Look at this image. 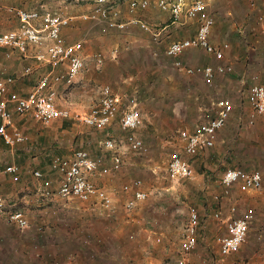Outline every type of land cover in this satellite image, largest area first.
I'll use <instances>...</instances> for the list:
<instances>
[{
    "label": "rangeland",
    "instance_id": "374dc122",
    "mask_svg": "<svg viewBox=\"0 0 264 264\" xmlns=\"http://www.w3.org/2000/svg\"><path fill=\"white\" fill-rule=\"evenodd\" d=\"M30 1L16 0L12 5L17 10H26L25 6L30 5ZM108 1L118 8L120 11L119 20L125 24L130 22L131 17L135 16L136 18L139 15L137 13H140V11L137 13L129 11L131 0ZM187 1L193 2L195 0ZM205 2L208 4V11L214 17V20L217 17L221 21L224 20L227 9H230L232 6L238 7V12H240V17L236 16L237 18L233 19L232 17V19H229L233 25L231 32L221 35L218 28L216 33H213L216 42H223L225 40L230 45H233L240 41L242 43L245 40L248 41L251 36H254L260 43L264 42L260 33L261 26L257 22L258 16L264 15V0H256L255 2H252V0H205ZM94 4L95 0H52L48 1L46 9L61 16L65 15L64 13L78 15L81 12L90 13ZM4 5L3 3L0 4V33L14 30L19 25L16 13L10 12L11 7H5V9ZM39 7L40 4L37 8ZM151 10L159 13V15L166 14L156 8H151ZM165 20V24L171 21L168 17ZM95 23H100V26L98 25L100 35L108 37L107 34L111 30L105 27V23ZM189 23L190 21H187V23L183 24L185 27L189 26L186 30L187 32L190 29H194V25ZM242 24L246 26L247 39L236 36L237 34L239 35L237 30ZM75 25L76 23H74ZM138 25L136 23L127 24L125 29L120 31H127ZM149 26L152 29L156 28L155 26ZM163 26L164 24L157 27V29ZM71 35L74 36V32ZM222 37L225 39L222 40ZM247 44L250 48H253L249 44V41ZM159 48L158 50H160L162 58L167 56V46ZM44 50L45 47L36 48L30 46L29 48V56L27 58L35 61L37 65L41 64L45 66L44 69L42 67L36 69L34 67L37 66L34 64L35 66L32 67L33 74L30 76L33 82L40 75L44 73L47 75L52 72L50 66L45 63H39L34 58L35 54ZM193 51L189 50L182 55L181 59L184 60V65L199 66L202 64V61L205 59L204 54L196 52V50ZM246 52L249 58L256 59V55L251 49H247ZM12 54L13 57L20 56L17 52H13ZM1 57L3 58L4 54H0ZM164 60L166 59L164 58ZM170 62L172 70L166 68L167 70L165 69L161 75L165 77L173 74L179 79V87L177 88L178 85L175 84L174 86L171 82L162 83L160 81L158 88L167 90L166 96L156 98V103L151 105L154 111L151 108L150 111H147L146 109L148 108L146 107L148 106H145V110L140 109L143 115V124L135 133L147 143V152L145 154H134L125 148L120 150L124 157V168H129L128 163L133 159H138L143 164V166L137 169L135 177L142 181V187L148 193L147 199L140 202L134 210L127 211L125 203L131 197V194L123 192L124 184L114 191H109L98 185L97 182L100 183L102 180V177L98 175H93L96 182L91 180L92 176L89 177V180L98 188L106 190L112 196L114 200L112 210L107 211L99 206H94L92 203H83L76 198L59 197L56 192L61 180L56 173L50 170V164L49 169L43 170L46 178L52 182V196L46 197L40 188V182L37 180L33 181V178L30 176L34 165L29 164L31 167L27 169L26 176L28 178H26V183L30 187L33 186L31 188L34 190L32 201H14L10 197L0 193L6 198L8 205L7 212L22 211L28 220V228L22 230L15 224L10 223L5 216L0 215V234L34 235L37 233L43 235L78 230L90 234L98 233L104 235V238H106L107 248L113 249V246L116 245L117 247H114V249L116 248L117 251L122 249L124 252H130V256H127V258L123 256V259L130 264H146V262L150 261L148 259H152L153 264H178L189 213L191 209H196L200 215V227L198 231V245L189 256L192 264H227L237 261L238 252L228 257L220 255L216 238L228 235V232L224 231L227 230V222L230 219L239 217L246 209L251 208V204H253L252 208L256 212L259 228H261L260 226L264 224V194L261 191L250 194L242 193L239 191L238 186L235 185L229 190L228 195H223L222 178L225 172L232 168L231 166L234 162L242 165L236 167L242 170L249 171L250 169L246 168H250V166H252V170H264V133L261 131L258 136L259 140L253 141L252 134H250L246 127L243 128L242 125L236 127V123H229L228 127H226L227 125L225 126L226 128L224 127L225 132L222 134V138H233L234 144L230 146L231 152L227 151L226 146H217L219 141L215 138V145L213 147L201 149L195 156L187 155L179 133L183 130L193 132L199 124L213 119L217 112L215 105L212 103L217 104L221 99H229L235 106L234 110L236 108V110H240L244 114L246 104L244 99H246L247 92L250 86L262 82L260 80L262 73L261 71L250 72L249 78L244 80L245 84L240 83L241 79L239 77L230 74L224 76V78L230 79V82L226 81L222 83V81L219 82L218 78L213 85L208 86L205 82H196L194 77L177 70L173 65L172 59H170ZM103 64L97 67L102 68ZM60 70L59 68L56 71L59 72ZM220 84L224 87L221 88ZM51 85L58 92V103L61 106L70 108L73 114L87 113L98 102V95L94 93L90 95L92 97L89 98L87 104L81 107L79 105L80 102H78L80 90H75L72 86L67 87L63 82H52ZM228 85H230L234 92L232 89L229 91ZM193 88H197L200 92H205L204 94L211 98V101L207 105L209 111L199 110L201 105L200 100L197 101L198 107L196 105V110H192L191 107L194 101L191 97V91ZM173 90L177 92L175 93L176 97L173 96ZM167 94L170 96L168 97ZM119 121L120 118L106 131H97L75 119L59 120L58 122L62 127L56 129L57 127L55 126L57 124L52 127L55 133L61 134L64 130V124L68 123V129H66L67 132L65 134L68 136L67 140L70 142V147L68 150L64 149L66 151L64 157L72 155L74 150L87 149L93 158L101 160V155H110V158L112 156V153L105 150L103 146L104 141L109 136L116 141L118 147L125 145L126 134L121 130ZM245 149L251 152L249 160H245L243 157ZM175 151L179 152L194 169L195 174L192 178L173 180L169 177L168 163L170 155ZM225 152L228 153L225 154ZM55 155L58 154L56 153ZM224 156L228 158L226 159ZM35 163L39 165V160L35 161ZM37 169L40 170L39 167ZM121 170L124 169L122 168ZM118 174L119 172L116 174L112 173L110 174V178L114 177L115 179L118 177ZM218 196L219 200L216 199ZM232 208L235 211H232ZM216 213L219 214L218 217L215 216ZM146 229H148L150 237L144 231ZM259 232L262 234L261 230ZM131 236H133L132 239ZM115 239H117L116 242H114ZM11 243L10 241L7 245L3 246L0 242V264H15L14 261L16 259L19 260L20 253L11 252ZM9 252L14 253L16 259L13 256H9ZM263 256L264 243H262V247L258 250V259ZM118 259L121 260V257Z\"/></svg>",
    "mask_w": 264,
    "mask_h": 264
},
{
    "label": "built area",
    "instance_id": "2783aa9c",
    "mask_svg": "<svg viewBox=\"0 0 264 264\" xmlns=\"http://www.w3.org/2000/svg\"><path fill=\"white\" fill-rule=\"evenodd\" d=\"M256 0H252L255 2ZM158 9L168 13L173 23L186 21L197 22L195 36L173 41L169 44L166 54L172 59L174 67L189 76L200 75L206 85L211 86L215 76L233 72L230 64L207 65L202 67H185L182 55L192 49H202L208 55L222 62L225 53L230 48L228 43L215 45L211 42V33L215 26L214 17L208 11L205 0H155ZM149 7L147 0H133L129 4L130 12L144 11ZM10 12L16 13L19 25L16 29L0 34V50L8 49L17 51L24 57L29 56L30 46L45 47L43 52L35 54L34 58L39 63H45L51 67L52 72L64 67L65 72L53 74L50 72L42 76L33 90L26 96L10 92L15 78L6 77L0 79V140L10 148L26 143L28 136L15 128L13 113L23 116L31 115L32 118L45 126L59 120L75 119L82 124L97 131L108 130L121 112L120 128L125 132V147L134 154H145L147 148L144 141L135 133L142 124L143 118L139 110L136 97H127L123 100L113 93L108 85L99 88V100L87 113H75L68 107L58 103V92L51 83H64L67 87L74 85L75 79L86 68L85 59L81 55L82 43H65L62 38V30L68 27L71 19L50 12L44 7L39 9L17 10L13 7ZM120 11L108 0H96L90 13L81 16L88 22H103L108 30H123L126 24L119 22ZM257 22L261 26V34L264 37V15L258 16ZM146 32L153 33V29L144 22H138ZM154 39L157 35L154 33ZM97 66H101L104 57L101 53L93 56ZM32 68L25 69L24 74L30 75ZM247 102L251 110L248 123L253 126L259 120L264 132V82L256 83L249 89ZM12 106V109H10ZM217 115L199 124L193 132L183 130L179 133L184 143V150L189 156H195L201 149L214 146L215 134L223 129L233 113L234 105L229 99H221L217 102ZM104 149L112 153L109 167L103 166L101 160L93 158L87 150L79 149L70 157L56 155L50 163V170L60 177V184L56 194L62 198H76L83 203H92L107 211L114 207L112 196L101 188H98L89 180L90 176H106L121 171L124 166V157L120 152L116 141L109 136L104 141ZM9 174L12 179L19 181L21 169L17 165L7 166L0 170V177ZM168 174L173 180L190 179L194 176V169L182 155L175 151L170 155ZM33 177L40 182L43 195L52 196V182L45 177L42 170L33 171ZM141 180H134L123 187L124 193H130L131 197L125 203L127 211L134 210L140 202L147 199L148 193L143 190ZM224 188L223 195H228L229 190L235 185L242 193L250 194L261 191L264 194V170L245 171L240 168L228 169L222 178ZM219 200V196L216 197ZM7 201L0 194V215L5 216L10 223L20 229L28 228V220L20 210L7 212ZM232 211H235L232 208ZM219 216L218 213L215 215ZM256 218L253 208L246 209L239 217L227 222L228 235L216 238L220 255L223 257L237 253L247 241L251 224ZM200 227V215L196 209H191L189 220L185 229V236L181 244L178 264H192L190 254L198 245V231ZM264 234V224L261 226Z\"/></svg>",
    "mask_w": 264,
    "mask_h": 264
},
{
    "label": "crops",
    "instance_id": "0c3cea01",
    "mask_svg": "<svg viewBox=\"0 0 264 264\" xmlns=\"http://www.w3.org/2000/svg\"><path fill=\"white\" fill-rule=\"evenodd\" d=\"M15 1L16 0H0V4L3 3L5 4L3 6L4 8H9L13 7L12 4H14ZM48 1L52 0H31L30 5H26L25 7L26 10L39 9L41 7L46 8ZM147 1L149 2L148 9L140 11V13H137L139 11L135 12L139 14L136 17L137 19L135 18V16L131 17L132 19H130V22H128L127 24H138V22H144L148 25L156 27L155 29L153 28V33L144 31L138 25L136 27L128 29L127 31H120L117 29L111 30L107 34V36L109 37L108 38L106 37V35H100V23H92L82 20L81 16L86 13L81 12L78 15H73L69 13H64L65 15L62 14L64 17H68L71 19L70 25L62 30V38L67 44H73L77 42L82 43L83 49L81 51V55L86 62L85 70L78 75V77L75 79L74 85L72 86L73 88H75V90H80L78 102H80L79 105L81 107L87 104L89 98L92 97L90 96L91 94L96 93L98 95L99 100V89L98 91H96V89L100 88L101 86L108 85L111 87L113 93L119 95L123 100H125L127 97H136V99L138 100L139 110H145V106H148L146 107L148 108L146 110L150 111L151 109L153 110V107L151 105L156 103V98L166 96L165 93L167 92V90H161L158 88L160 81L162 83L171 82L174 86L175 84L178 85L179 79L173 74L165 77L161 75L166 68L170 70L172 69L170 67V58L168 56H164L162 58L158 47L161 48L167 46L168 48L169 44L173 41L187 39L195 36L197 32V22L190 21L189 24L194 25V29H190L189 32H187L186 30L189 26L185 27L183 25L187 23V21L178 24L173 23L168 13L159 15V13H155V11L151 10V8L158 9L155 0ZM39 4L40 7L37 8ZM239 14L240 12H238V7L232 6L230 9H227L224 20L221 21L220 18H216L215 26L211 34V42L213 44L219 46L223 43H228L224 40L225 38L223 37L221 38L222 40H224L223 42H216L213 33H216V30L218 28L221 35H225L231 32L233 25L231 24V21H229V19H232V17L234 19L236 16L238 17ZM166 17L171 20L168 24H165ZM119 22L121 21L119 20ZM74 23H76L75 26ZM162 24H164V26L157 29V27L161 26ZM237 31L239 33V35H236L237 37L239 36L242 39H247V29L245 25L242 24ZM72 32H74V36L71 35ZM154 33L155 35H157L156 40L153 36ZM248 41L253 48H250V46H248ZM248 41L245 40V42L243 43L240 41L239 43H235L233 45H230L228 43L230 45V48L226 51L225 59L222 62L216 60L213 56L208 55L202 49H192L190 51L196 50V52H202V54H204L205 59L199 66H216L222 63L230 64L233 66V72L224 75H216L213 84L218 78L219 82H228L230 79L224 78V76L230 74L236 75L241 79L240 83L245 84L244 80L249 78L250 72L255 73L260 71L262 73V78L260 77V80L264 82V42L260 43L259 41H257V39H255L254 36L249 37ZM247 49L252 50V52L256 55V59H251L246 55ZM13 52L17 51L8 49L0 50V54H4V57L0 58V79L6 77L15 78V83L13 86L10 87L9 93L15 92L19 95L26 96L33 90L38 80L42 76H44L45 73L40 75L38 79L33 82L30 77L33 73L26 76L24 74L25 69L28 67L32 68L35 65L37 66L34 67L36 69L41 67L44 69L45 66L41 64L37 65L35 61H32L30 60V58L22 56L18 52L17 53L22 58L20 56L13 57ZM97 53H101L104 57V64L102 68H98L93 59V56ZM164 58L167 61L164 60ZM183 61L184 60L182 59V62ZM184 66L199 67L187 65ZM60 69L61 70L59 72L53 71L52 73L56 74L60 72H65L64 67ZM192 77H194V80H196V82H204L203 77L200 75H194ZM99 85L100 87H98ZM178 87L179 85L177 86V88ZM220 87L223 88L224 86L220 84ZM227 88L229 89V91H231L232 89L230 85H228ZM175 93L177 92L173 90L174 97L177 96ZM204 93L205 92L198 91L197 88L192 89L191 97L194 101V104L191 108L193 111L196 110L198 100L201 101L199 110L209 111L207 105L211 101V98ZM167 96L169 97L170 95L167 94ZM246 99H244L246 103L244 108V114H242L240 110H236L235 108V110H233L234 112L232 113L230 119L226 124V127H228L229 123H236V127L242 125L243 128L246 127L250 134H252L251 136L253 141H257L259 140L258 136L260 132H263V130L261 128L259 120L256 122L255 125H249L248 120L251 115V110ZM212 104L215 105L217 112V104ZM10 109H12V106H10ZM119 118H121V112L118 114L115 122H117ZM13 119L15 128L27 134L29 136V140L26 143L19 144L14 148H10L2 140H0V170L5 169L7 166L10 165H17L21 169L20 178L17 182H15L9 174H3L0 177V193H3L7 197H10L14 201L25 200V202H31L32 197L34 196V190L31 189L33 186L30 187L26 183V178H28L26 176L27 169L31 167V164L34 165V169H32L30 174L34 181L35 179L33 177V171L38 170V167L40 168V170L42 169V171L46 168L49 169V164L51 163V160L56 153L59 156H65V150H68V148L70 147V142L67 140L68 136H66L65 134L67 132L66 129H68V126L64 125V130L61 132V134H58L54 132V128L52 127L53 125L57 124L55 126L57 127L56 129L61 128L62 126H60V123L58 121L48 126H42V124L36 122L31 115L19 116L15 113H13ZM225 128L219 130V133L217 132L215 134L214 145L216 138L219 141L217 143V146H226L227 151L229 150V152H231L230 146L234 144V142L233 138H222V134L225 132ZM137 136L140 137L139 135ZM144 144L146 147L148 146L146 142H144ZM122 148L127 149L125 145L119 147L120 150ZM74 152L75 150L73 151L72 155L74 154ZM226 153L228 152H225V154ZM244 153V159L249 160V158L251 157L250 150L245 149ZM109 156L110 155H101V164L103 166H110L111 158ZM224 157L226 159L228 158L227 156ZM38 160L39 165L35 163V161ZM221 161L223 162V160ZM128 164L129 168H124V166V170L119 171L118 177H116L115 179L114 177L110 178V174L106 176H101L97 174L98 176L102 177L101 182H97L98 185L106 188L109 191H114L119 188L122 184H130L134 180H137L135 177L137 175V169L143 166V164L138 161V159H133ZM239 166L242 165L234 162L231 167L233 169H236V167ZM251 167L252 166L246 169H250L249 171H254L255 169L252 170ZM91 180L96 182V179L93 176L91 177ZM252 205L253 204H251L250 206L251 208L253 207ZM220 230L221 232H223L222 229ZM260 230L261 228H259L258 219L255 218L254 222L251 224L247 241L242 245V247L237 253V261L227 264H264V256L258 259V250L260 247H262V243H264V234H260ZM144 231L147 234L149 233L148 229ZM224 231H226V233L228 232L227 230ZM147 236L150 237L149 234ZM132 238L133 236H131V239ZM10 241L12 242L10 244L12 248L11 252L20 253L19 260L15 258L14 253H8L9 256H13L16 259L14 261L15 264H130L123 259V256H125L126 258L127 256H130V252H124L122 251V249H119L117 251L116 248L114 249V247H117L116 245L113 246V249L107 248L108 246L106 243V238H104V235H100L98 233L90 234L78 230L72 232H63L57 234L51 233L43 235L37 233L34 235L7 233L0 234V242L3 244V246L7 245ZM116 241L117 239H115L114 242ZM120 257L121 260L118 259ZM148 260L150 261L146 262V264H153L152 259Z\"/></svg>",
    "mask_w": 264,
    "mask_h": 264
},
{
    "label": "trees",
    "instance_id": "16d2710c",
    "mask_svg": "<svg viewBox=\"0 0 264 264\" xmlns=\"http://www.w3.org/2000/svg\"><path fill=\"white\" fill-rule=\"evenodd\" d=\"M65 126H68V124H64ZM56 156V155H55Z\"/></svg>",
    "mask_w": 264,
    "mask_h": 264
}]
</instances>
